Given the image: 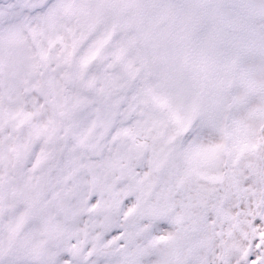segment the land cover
<instances>
[{
	"label": "snow or ice",
	"instance_id": "snow-or-ice-1",
	"mask_svg": "<svg viewBox=\"0 0 264 264\" xmlns=\"http://www.w3.org/2000/svg\"><path fill=\"white\" fill-rule=\"evenodd\" d=\"M0 264H264V0H0Z\"/></svg>",
	"mask_w": 264,
	"mask_h": 264
}]
</instances>
